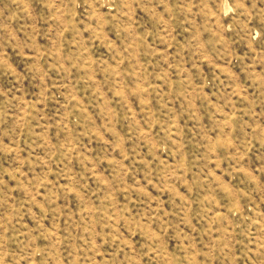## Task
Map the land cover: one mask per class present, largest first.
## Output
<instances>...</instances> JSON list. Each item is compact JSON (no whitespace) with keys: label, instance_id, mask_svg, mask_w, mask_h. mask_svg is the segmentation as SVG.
I'll list each match as a JSON object with an SVG mask.
<instances>
[{"label":"rangeland","instance_id":"1","mask_svg":"<svg viewBox=\"0 0 264 264\" xmlns=\"http://www.w3.org/2000/svg\"><path fill=\"white\" fill-rule=\"evenodd\" d=\"M0 264H264V0H0Z\"/></svg>","mask_w":264,"mask_h":264}]
</instances>
